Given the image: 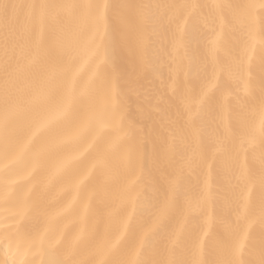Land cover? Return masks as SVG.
Returning a JSON list of instances; mask_svg holds the SVG:
<instances>
[{
  "label": "snow or ice",
  "instance_id": "obj_1",
  "mask_svg": "<svg viewBox=\"0 0 264 264\" xmlns=\"http://www.w3.org/2000/svg\"><path fill=\"white\" fill-rule=\"evenodd\" d=\"M0 264H264V0H0Z\"/></svg>",
  "mask_w": 264,
  "mask_h": 264
},
{
  "label": "bare ground",
  "instance_id": "obj_2",
  "mask_svg": "<svg viewBox=\"0 0 264 264\" xmlns=\"http://www.w3.org/2000/svg\"><path fill=\"white\" fill-rule=\"evenodd\" d=\"M201 2H208V0H201ZM14 211L11 207L5 206L2 201H0V216L11 214Z\"/></svg>",
  "mask_w": 264,
  "mask_h": 264
}]
</instances>
